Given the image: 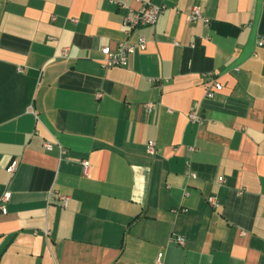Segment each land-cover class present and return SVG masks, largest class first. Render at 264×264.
<instances>
[{"label":"crops","instance_id":"crops-1","mask_svg":"<svg viewBox=\"0 0 264 264\" xmlns=\"http://www.w3.org/2000/svg\"><path fill=\"white\" fill-rule=\"evenodd\" d=\"M143 1L146 48L102 67ZM260 39L264 0H0V264H264Z\"/></svg>","mask_w":264,"mask_h":264},{"label":"built area","instance_id":"built-area-1","mask_svg":"<svg viewBox=\"0 0 264 264\" xmlns=\"http://www.w3.org/2000/svg\"><path fill=\"white\" fill-rule=\"evenodd\" d=\"M123 8L126 9V13L122 18V28L127 35V38L123 41L119 42L114 48L109 45H104L100 48V52L102 54L101 65L104 68L109 67H124L128 64L129 56L135 52V50H144L146 48L147 40L143 35H137L134 40L130 39L129 36L131 33L140 27L151 26L155 24L158 16L164 11V4H153L149 1H143L140 3L138 8L132 9L126 3L120 4ZM189 21H197L201 20L204 23L208 22V18L203 15L200 11L199 7L193 6L191 11L188 13L186 17ZM260 45L264 43L263 39H260L258 42ZM222 85L217 80L214 79L209 86L205 88V96L208 98L214 97V95L221 91ZM97 96H102V93H97ZM148 110L152 108V104L146 105ZM188 119L193 123H200L202 118L197 114L196 111L191 110L188 113ZM44 147L48 150L52 148L50 143H44ZM145 150L148 154L153 155L157 152V148L154 140H149L146 143ZM83 173L87 174L89 169V161L83 159L81 161ZM15 169V162H11L6 170L11 173ZM219 183H223V177L218 178ZM58 199L60 200L62 206H66L69 197L66 195H58ZM10 200V191L5 190L0 195V213L5 214L7 211L6 205ZM207 202L214 208H216L219 204L215 196L210 195L207 197ZM174 241L178 245L184 244V239L182 236H175ZM162 253L159 252L156 256L154 264H161Z\"/></svg>","mask_w":264,"mask_h":264}]
</instances>
